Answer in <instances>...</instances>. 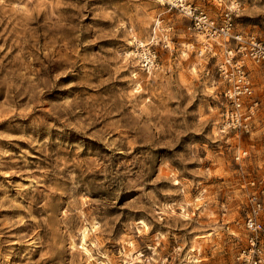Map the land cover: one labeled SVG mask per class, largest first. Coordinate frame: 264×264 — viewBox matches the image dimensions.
Segmentation results:
<instances>
[{
    "label": "rangeland",
    "instance_id": "obj_1",
    "mask_svg": "<svg viewBox=\"0 0 264 264\" xmlns=\"http://www.w3.org/2000/svg\"><path fill=\"white\" fill-rule=\"evenodd\" d=\"M190 1L264 38V0ZM157 18L174 42L148 72L134 43ZM188 26L161 0H0V264L235 259L264 176V63L247 61L254 129L225 134L216 61Z\"/></svg>",
    "mask_w": 264,
    "mask_h": 264
},
{
    "label": "built area",
    "instance_id": "obj_2",
    "mask_svg": "<svg viewBox=\"0 0 264 264\" xmlns=\"http://www.w3.org/2000/svg\"><path fill=\"white\" fill-rule=\"evenodd\" d=\"M167 1L171 8L189 19L188 29L202 38L201 56L215 59L222 83L223 107L221 132L237 137L249 134L255 126L260 100L255 94L251 70L247 63H264V38L235 31L230 12L223 23L190 0ZM161 18L154 23L151 36L141 42L135 40L133 50L142 69L150 72L160 67V50H170L174 42L172 27L165 28ZM249 156V149L241 148L235 155L239 162ZM249 191L243 207L245 238L239 244L230 264H264V176L250 178Z\"/></svg>",
    "mask_w": 264,
    "mask_h": 264
},
{
    "label": "bare ground",
    "instance_id": "obj_3",
    "mask_svg": "<svg viewBox=\"0 0 264 264\" xmlns=\"http://www.w3.org/2000/svg\"><path fill=\"white\" fill-rule=\"evenodd\" d=\"M233 3L236 4L235 1H232ZM234 4V5H235ZM138 87H140V85H138ZM142 221V220H141ZM143 223V222H142ZM88 234V229L87 227L83 229V238H82V242H81V247L85 250V252L89 255V256H93L91 254L90 249L87 247V241H86V237ZM142 252L140 251L139 253L135 254V256H132L133 258H140L142 256ZM197 261H199L198 259H194V260H189V262H192L193 264H197ZM134 262L130 261L129 264H133ZM97 264H106V262H104L103 260L99 259L97 260ZM183 264H187V263H183Z\"/></svg>",
    "mask_w": 264,
    "mask_h": 264
}]
</instances>
